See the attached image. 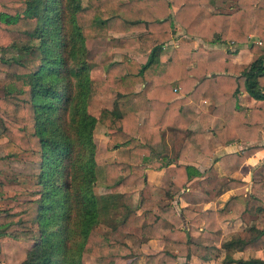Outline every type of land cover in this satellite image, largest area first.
<instances>
[{
	"label": "trees",
	"instance_id": "1",
	"mask_svg": "<svg viewBox=\"0 0 264 264\" xmlns=\"http://www.w3.org/2000/svg\"><path fill=\"white\" fill-rule=\"evenodd\" d=\"M201 1L225 0H87L86 5L80 0H0V50L8 53V57L0 55V72L6 82L0 96L4 155L32 152L40 160L36 196L21 202L16 211L0 215V235L33 239L32 232L38 229L36 242L20 264H83L94 229L121 205L120 196L127 189L114 191L120 185L144 183L150 145L160 140L166 127L186 130L195 122L189 102L211 100L212 113L223 121L213 129L215 136L223 143L246 142L240 151L218 156L227 173L264 146L256 142L264 123V45L249 42L248 37L255 34L264 41V0H235L237 8L232 12L222 11L217 2L207 10ZM85 25L114 32L139 30L137 44L146 59L141 62L121 54L106 63L104 78L94 82L89 76L93 65L87 60ZM177 26L185 36L163 62L161 51ZM196 39L199 43L194 45ZM228 41L237 46L248 43L256 58L248 65L234 64L229 49L211 47ZM101 85L114 92L113 106L95 117L87 111L88 96ZM241 91L255 100L250 105L251 118L239 104ZM97 122L105 126L106 148L117 153L103 171V182L111 192L101 196L94 191ZM193 140L210 154L203 147V134L190 130L179 158H195L186 154ZM170 162L154 165L165 166L178 189L199 174L193 165ZM229 184L237 189L220 209L180 212L221 235L220 221L261 210L264 180L253 181L248 191L244 181L230 179ZM146 218L143 235L163 240L160 251L146 255V264H188L177 257L187 258L201 248L205 249L202 257L219 256V247L193 242L185 228L175 223L161 227L159 213L147 212ZM10 225L13 231L5 232ZM108 242L124 247L122 254L131 253L125 243ZM222 247L221 263L264 264L259 258L232 256L235 250L264 248V224H253L249 235H234Z\"/></svg>",
	"mask_w": 264,
	"mask_h": 264
},
{
	"label": "crops",
	"instance_id": "2",
	"mask_svg": "<svg viewBox=\"0 0 264 264\" xmlns=\"http://www.w3.org/2000/svg\"><path fill=\"white\" fill-rule=\"evenodd\" d=\"M214 2H217L215 4H217L219 8L224 12H232L237 8V3L235 0L213 2L201 1L200 4L207 10H212L214 7H216ZM171 10H175V8L172 7ZM107 31L118 36H126L129 38L135 35L136 37H138V34L140 32L139 30H133L129 32ZM184 36L185 35H183L182 30L177 26L176 33L173 39L169 40L163 46L161 52L164 53L166 51L163 50L168 44H177L176 41L182 39ZM248 37L252 42H255V38H257L255 34H249ZM198 43L199 42L194 40V45H197ZM135 46L136 48H132L129 51L120 49L118 58L116 59H119L121 54H127L128 56L143 62L146 59V52L138 48L137 38ZM217 48L229 49L232 52L230 55V60L234 64L248 65L257 56L249 50L248 43H243L240 46H237L235 42L228 41L226 44H223L221 47L218 46ZM161 55L162 54H160V56ZM107 62H102V64L101 62H96V64L94 63V66H96L97 64H101L99 67L104 70ZM238 101L241 108L245 111L247 118H250L249 107L255 100L246 91H241L238 93ZM188 107H190L196 114V120L195 122H193V125L186 130L174 127H166L161 132L160 140L150 145L151 152L147 153L148 161L147 164L143 167L145 178L144 183L135 185L134 187L130 186L129 184H127V186L120 185L114 192L122 193L127 189L126 194L120 196L121 205H118V207H123L124 210H126L125 207L129 209V213L126 215V218H123V222L126 221V225H134L136 227H138L139 225L138 234L143 250H146L147 248L149 250V253L156 252L160 250L163 245L162 239L151 237L148 238L145 237L142 233L141 224L147 219V212H157L161 217V227H169L171 223H175L178 227H183L186 229L189 238L193 242L200 244L202 247L213 245L220 248V253L217 258L202 257L200 255V253L202 252H191V254L187 258L181 256L177 257L178 260L182 261L187 259L186 261L189 263L190 261H199V264H205L206 262H213L216 259L221 260L225 253V250L222 247V243L224 241L230 239L234 235H239L242 237L247 236L249 235V232H251V226L253 224H264V204L261 205V210L259 212L251 213L249 211H244L241 215L220 221V226L222 229L221 235H216L210 231L205 230L201 223L192 221L188 217L183 216V214L180 212V209H190L193 211H202L205 209H220L225 204L226 200L235 194V191L237 189V187H233L234 184H229L230 179L246 182L248 185L245 187V190L248 191L249 185L254 181V179H251V177L254 173V166L256 165L255 163L258 159L264 158V147L254 152L251 156L247 157L238 169L227 173L221 165L220 161L217 159L218 156L233 150L240 151L246 145V142L243 140H235L233 142L223 143L215 136V134L212 132L213 129L221 127L223 125V121L220 117L212 113L213 104L211 100H200L198 103L189 102ZM216 122L218 123L216 124ZM214 123L216 125H213ZM262 127H264V123ZM190 130L201 132L203 134V137L205 139V144L203 147L205 151L208 150L210 154L201 151L198 147L199 144L193 140L186 154L188 157H191L190 155H192L195 158L186 160L177 156L178 151ZM261 131L262 128L260 129V133ZM105 140L107 141V139ZM102 156L101 159H107L109 160V162H112L117 156L116 149L106 148L105 153H103ZM132 159L134 160L133 157ZM169 159L171 161L170 165H173L175 163H187L193 165L199 171V174L191 177L190 180H188L185 184V187L178 189V187H176L169 178L166 167H156L154 165L155 163L166 162ZM98 160L99 159L97 158V156H95L97 168L100 166ZM251 160L255 161L252 162ZM246 162L252 163V166L250 167V170L248 172L245 171V169H242L243 164H246ZM107 163H104L101 166L103 167ZM223 176H226V181L224 182V184H221V182L218 181L222 179ZM260 180H264V173L262 178H259L255 181ZM97 181L94 188V191L97 195H106L111 192L110 188L106 187L103 181H99L98 185ZM151 203L153 204V206L148 207V205H150ZM118 207H116V209ZM245 215H248L250 218H259V221L256 220L255 223L253 222L247 226L246 223L240 222L242 224L243 230H245L247 234L243 235L231 231H225V224L227 223V221L229 223L235 220L241 221V218ZM10 226L6 228H9ZM6 237L7 236H3V234L0 235V243L3 250V262H6V264H17L19 262L21 263L26 256L30 244H32L31 241H26L23 238L4 239ZM127 238L128 237L125 236L122 240H125L127 242V240H129ZM12 246H14V251L16 254L14 259H11V257H9L10 249H12ZM17 249H19L20 253L17 252ZM263 250L264 248L245 251L235 250L232 252V256L233 258H259L264 260V254H253V252H259ZM85 253L86 252L83 253V264Z\"/></svg>",
	"mask_w": 264,
	"mask_h": 264
},
{
	"label": "rangeland",
	"instance_id": "3",
	"mask_svg": "<svg viewBox=\"0 0 264 264\" xmlns=\"http://www.w3.org/2000/svg\"><path fill=\"white\" fill-rule=\"evenodd\" d=\"M80 1L83 5H86L87 3V0H80ZM82 31L85 36V43L88 50L87 60L89 63L93 65L90 69L89 76L94 82L101 81L104 78V74H103L104 70L101 67H99L102 64V62L105 61L107 62L111 59L118 58L120 49L129 51L132 48H136L135 46L136 38H137L136 35L132 36L131 37L132 39L126 36L123 37L118 36L116 34L108 32L102 27H98L97 25H85ZM255 39H254L255 42L259 40L258 37ZM196 41L198 42L199 40L196 39ZM249 42L252 41H250L249 39ZM260 42H261L260 44L262 45L264 44V41L260 40ZM175 44L176 43L168 44L164 48L163 51L165 50L166 51L164 53L161 52L162 54L160 56L161 61L163 62L166 61L172 47H174ZM206 46L210 47L209 45ZM211 47L217 48L218 46L215 45ZM0 55H2L3 57H8V53L7 52L4 53L1 50H0ZM96 62H101V64H97L96 66H94ZM5 84L6 82L4 80V74L0 72V96L5 91ZM113 98H114V92L103 89V86L101 85L99 90L93 91L88 96L87 111L91 115L98 117L103 108H107L108 106H109L108 108H110L113 106L112 103ZM249 110H250V118H251V108ZM140 117H141L140 119H142L144 117V114L140 115ZM217 123L218 122H216V124ZM216 124L214 123L213 125ZM261 128L262 131L260 133L257 142L264 144V127ZM105 130H106L105 126L101 122H97L93 133L94 141L96 143V154H97L96 156L99 159L98 163L100 165L97 168L98 170L97 185L99 184V181L100 182L103 181V177H104L103 174L104 166L102 167L101 165L109 162V160L107 159H101L102 154L105 153L106 150L105 139H107V136L105 135ZM103 136L106 137L104 138ZM4 141H6V137L2 135V122L0 120V214L2 215L3 213H6L8 211H16L18 209L17 205H19L24 200L30 198L31 196L32 197L36 196L39 190V184L36 181V175H37L36 173L39 169L38 166L40 162L39 154L32 152L20 153L15 157L5 156L4 148L2 146ZM255 164L256 165L254 166L255 167L254 173L251 177V179H254V181L263 177L264 158L258 159ZM251 166H252L251 162H246V164H243L242 169L243 170L245 169V171L248 172ZM225 181H226V176L225 177L223 176L222 179H220L218 182L224 184ZM151 206H153L152 203L148 205V207ZM126 212L127 211L124 210L123 207H118L113 212H110L108 218L103 222H101L94 229L95 235L93 236L91 246L88 248V250L85 253L84 264H146L145 261L146 255L156 253L163 248L162 245L160 250L151 253H149V250L147 248L146 250H143L142 249L143 247H141L140 244L141 242L138 234L139 225L138 227H136L134 225H126L125 223L126 221L123 222V217L126 218V215L129 213ZM152 213L155 214L156 212H152ZM256 220L259 221V218L258 219L250 218L248 215H245L241 218V221L235 220L232 221L233 223L232 222L229 223L227 221V223L225 224V231L227 232L231 231L245 235L247 233L245 232V230H243L242 224L240 222L246 223L247 226L253 222L255 223ZM145 221L141 224V226L144 225ZM13 229H14V225L4 229V231L11 232L13 231ZM32 234H34L36 238L34 237L33 239H25L26 241H31L32 243L30 244L28 250L31 248V245H33L36 242V239L39 236L38 229H35L32 232ZM125 236L128 237L127 239H129L127 240V242L125 240H122L123 237ZM154 236L155 237H151V238H158V236L156 235ZM4 239H12V238L10 236L9 237L7 236ZM109 239L117 242L125 243L129 247L131 253L122 254L126 249L124 247L108 242ZM14 250L15 248L14 246H12L9 255L11 259H14L16 256ZM204 251H205L204 249H199V252H204ZM17 252H19V249H17ZM173 253H175V251ZM253 254L263 255L264 250L259 252H253ZM178 261H182V260H178ZM187 263L199 264L200 262L190 261V263L189 262ZM4 264H6V262H4ZM205 264H224V263H221L219 259H216L213 262L210 263L206 262Z\"/></svg>",
	"mask_w": 264,
	"mask_h": 264
},
{
	"label": "built area",
	"instance_id": "4",
	"mask_svg": "<svg viewBox=\"0 0 264 264\" xmlns=\"http://www.w3.org/2000/svg\"><path fill=\"white\" fill-rule=\"evenodd\" d=\"M256 42H257L258 44L261 43L260 40H257ZM0 264H4V262H3V261H0Z\"/></svg>",
	"mask_w": 264,
	"mask_h": 264
}]
</instances>
